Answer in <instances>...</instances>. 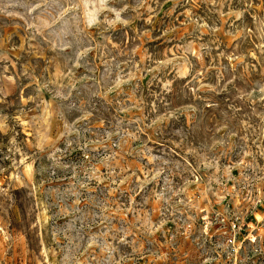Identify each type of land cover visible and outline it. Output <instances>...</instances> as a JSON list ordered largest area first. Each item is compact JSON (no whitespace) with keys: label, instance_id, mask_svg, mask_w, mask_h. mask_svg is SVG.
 Here are the masks:
<instances>
[{"label":"rangeland","instance_id":"obj_1","mask_svg":"<svg viewBox=\"0 0 264 264\" xmlns=\"http://www.w3.org/2000/svg\"><path fill=\"white\" fill-rule=\"evenodd\" d=\"M0 264H264V0H0Z\"/></svg>","mask_w":264,"mask_h":264}]
</instances>
